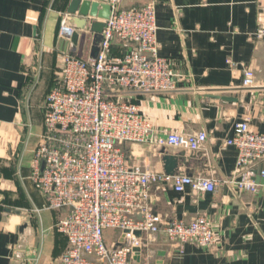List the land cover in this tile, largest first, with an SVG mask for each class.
Returning <instances> with one entry per match:
<instances>
[{"label":"crops","instance_id":"1","mask_svg":"<svg viewBox=\"0 0 264 264\" xmlns=\"http://www.w3.org/2000/svg\"><path fill=\"white\" fill-rule=\"evenodd\" d=\"M72 0H0V264H58L67 248L56 224L67 211L46 208L30 176L43 134L45 98L55 85L63 57H90L93 34L79 30L77 45L58 36L61 17ZM151 0H122L128 8ZM159 55L177 79L167 94H124L156 126L157 133L205 132L204 149L120 144L129 165L165 173V156L174 157L173 175L229 178L236 150L225 145L236 122L248 119L264 136V0H153ZM87 25V24H86ZM133 45L114 40L110 55ZM229 62L235 64L231 69ZM254 86L244 88V70ZM264 169V161L256 170ZM154 211L165 219L190 221L204 216L217 245L204 249L172 246L163 234L140 252L138 264H264V190L239 192L220 185L213 193H181L169 184L152 191ZM107 241L110 244L114 239ZM133 264H136L135 262Z\"/></svg>","mask_w":264,"mask_h":264},{"label":"built area","instance_id":"2","mask_svg":"<svg viewBox=\"0 0 264 264\" xmlns=\"http://www.w3.org/2000/svg\"><path fill=\"white\" fill-rule=\"evenodd\" d=\"M107 5L95 59L63 57L55 85L45 98L43 134L34 152L30 180L51 211L66 210L56 230L67 240L58 264H133L140 252L163 234L179 248L190 243L204 249L217 245L215 232L204 216L186 222L165 219L154 211L152 191L169 184L181 193H213L220 185L239 192L264 190V136L254 132L248 119L236 122L233 136L225 142L236 150V164L229 178L166 175L138 164L129 165L120 144L164 148L204 149L205 132L161 136L153 122L124 94H167L177 79L173 64L159 55L156 40L155 2L123 8L122 0H82ZM73 16L61 17L58 36L71 39ZM87 26L97 19L84 17ZM264 38V28L255 33ZM114 40L133 49L120 57L110 55ZM231 69L236 66L228 61ZM254 74L244 70L242 86H254ZM256 178L263 183L256 182ZM119 232L107 243L105 232ZM139 232L140 236L134 235Z\"/></svg>","mask_w":264,"mask_h":264},{"label":"water","instance_id":"3","mask_svg":"<svg viewBox=\"0 0 264 264\" xmlns=\"http://www.w3.org/2000/svg\"><path fill=\"white\" fill-rule=\"evenodd\" d=\"M67 14L73 16L72 18V24L76 25V27L79 30H86L87 32H91L93 34V47H92V54L91 58L95 59L98 55L99 48L98 44L101 41V32L104 27V22L107 20L110 16V8L107 5H101L99 6L96 3L90 4L87 1L82 0H72L69 4V7L67 9ZM91 17L97 19L95 22H93L90 26L86 25V21L84 17ZM71 42L73 46L77 45L78 40V34L74 33L71 37ZM165 163V174L172 176L177 168V161L174 157L165 156L163 158ZM256 182L263 183V180H260L256 178ZM134 235L139 237V232H134ZM134 252L136 253V257L134 258V262L136 264L140 261V250L135 249Z\"/></svg>","mask_w":264,"mask_h":264},{"label":"rangeland","instance_id":"4","mask_svg":"<svg viewBox=\"0 0 264 264\" xmlns=\"http://www.w3.org/2000/svg\"><path fill=\"white\" fill-rule=\"evenodd\" d=\"M115 235H119L118 231L109 230L105 232V238L107 241L113 239Z\"/></svg>","mask_w":264,"mask_h":264}]
</instances>
